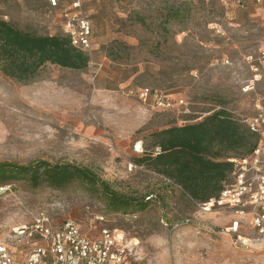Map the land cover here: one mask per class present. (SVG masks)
<instances>
[{"label":"rangeland","instance_id":"374dc122","mask_svg":"<svg viewBox=\"0 0 264 264\" xmlns=\"http://www.w3.org/2000/svg\"><path fill=\"white\" fill-rule=\"evenodd\" d=\"M83 4L93 27L85 70L47 64L20 83L0 68V163L71 162L93 169L122 194L138 200L153 195V201L124 214L79 183L62 190L25 181L2 184V237L8 240L17 227L45 213L55 227L73 219L91 237L102 228L119 230L130 264H264V239L249 214L238 216L227 205H197L180 187L134 165L153 150L147 146L152 132L199 122L220 107L237 119L258 113L264 70L250 91L244 89L254 75L246 59L257 57L264 45L261 2ZM67 5L69 0L58 8L47 0H0V19L39 35L63 34ZM140 88L164 90L185 104L170 110L145 105L131 94ZM235 221L241 222L239 235L229 229Z\"/></svg>","mask_w":264,"mask_h":264},{"label":"trees","instance_id":"16d2710c","mask_svg":"<svg viewBox=\"0 0 264 264\" xmlns=\"http://www.w3.org/2000/svg\"><path fill=\"white\" fill-rule=\"evenodd\" d=\"M89 62L90 57L64 34L39 35L0 19V68L17 82H30L47 64L82 71ZM149 140L147 146L158 151L135 158L134 165L146 167L180 187L197 205L218 198L234 172L231 159L250 155L259 143V137L225 107L199 122L152 132ZM18 181L33 188L48 185L57 190L79 183L88 191L101 193L111 210L124 214L145 210L153 201H147L148 196L138 200L122 194L93 169L71 162L0 163V187Z\"/></svg>","mask_w":264,"mask_h":264},{"label":"built area","instance_id":"2783aa9c","mask_svg":"<svg viewBox=\"0 0 264 264\" xmlns=\"http://www.w3.org/2000/svg\"><path fill=\"white\" fill-rule=\"evenodd\" d=\"M50 7H61L67 0H47ZM261 2V14L264 21V0ZM84 0H69L66 6L61 29L72 45L86 53L92 49L93 27L84 14ZM253 72V81H249L245 92L250 91L254 82L260 79L264 70V45L258 50L257 57L246 59ZM90 63V62H89ZM226 63H229L226 61ZM136 92V93H134ZM145 104L162 110L183 106L184 99H174L164 90L140 88L131 91ZM264 96L257 100L258 113L252 117L238 118L250 132L259 137L254 151L244 158L231 159L234 172L224 184L218 198L208 205H227L236 215L249 214L250 223L259 239H264ZM134 166L133 164L131 165ZM2 189V188H0ZM153 195L146 198L151 200ZM101 222L104 217L99 218ZM241 222L235 221L229 228L238 234ZM240 239H245L239 236ZM129 248L125 236L116 229L102 228L99 237L83 233L80 225L73 219L66 220L55 227L50 217L41 213L30 226H20L13 230L8 240L0 232V264H130Z\"/></svg>","mask_w":264,"mask_h":264}]
</instances>
